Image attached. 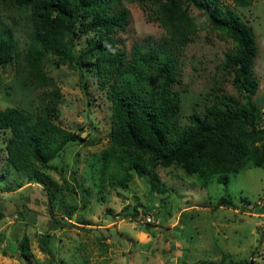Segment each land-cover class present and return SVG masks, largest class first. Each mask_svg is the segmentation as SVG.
<instances>
[{"label": "rangeland", "instance_id": "374dc122", "mask_svg": "<svg viewBox=\"0 0 264 264\" xmlns=\"http://www.w3.org/2000/svg\"><path fill=\"white\" fill-rule=\"evenodd\" d=\"M231 6L253 32L255 55L251 70L257 79L252 101L264 98V0ZM126 10L125 23L112 32L117 46L127 51L133 41H161L163 29L136 0H116ZM200 22L190 39L175 51L180 121L201 112L218 94L238 96L222 65L232 41L190 6ZM12 15V17H11ZM28 24L22 12L0 11V34L10 33L15 47L26 45ZM76 34L72 52L85 46ZM82 73L50 54L43 70L58 87L52 119L79 133L47 162L16 170L5 160L9 131L0 128V264H213L219 259H242L264 264V168L252 165L228 173L225 184L209 177L199 186L194 173L178 165H157L162 193L149 189L144 175L133 168L124 183L107 178L100 150L110 129V104L78 60ZM51 86L34 87L15 68L14 59L0 63V107L16 105L35 111L39 95ZM220 196L230 204L220 202ZM148 214L150 222L142 218Z\"/></svg>", "mask_w": 264, "mask_h": 264}, {"label": "trees", "instance_id": "16d2710c", "mask_svg": "<svg viewBox=\"0 0 264 264\" xmlns=\"http://www.w3.org/2000/svg\"><path fill=\"white\" fill-rule=\"evenodd\" d=\"M116 0H0V11L22 12L26 45L15 47L10 33L0 34V63L14 59L22 79L34 87L51 86L39 95L35 111L16 105L0 107V128L9 134L4 143L5 160L16 170L47 162L63 144L80 138L52 119L58 87L43 70V57L50 54L82 73L78 60L91 71L110 104V129L100 150L107 178L124 183L133 168L144 175L149 189L166 190L155 167L178 165L194 173L203 186L209 177L225 184L228 173L258 165L264 168V98L252 101L257 79L251 63L255 41L251 27L231 6L219 0H136L150 9L163 29L161 41H133L125 52L112 32L125 23L126 10L114 9ZM253 0H232L236 6ZM200 11L209 24L232 41L222 57L238 96L220 93L201 112L192 110L181 123L179 99L173 89L176 79L175 51L183 46L200 20L190 12ZM12 17V15H11ZM76 34L85 35V46L72 52ZM220 202L230 200L220 196ZM213 264H246L242 259L222 258Z\"/></svg>", "mask_w": 264, "mask_h": 264}, {"label": "built area", "instance_id": "2783aa9c", "mask_svg": "<svg viewBox=\"0 0 264 264\" xmlns=\"http://www.w3.org/2000/svg\"><path fill=\"white\" fill-rule=\"evenodd\" d=\"M142 221H143V222H150V221H151V218H150V216H149L148 214H145V215L143 216V218H142Z\"/></svg>", "mask_w": 264, "mask_h": 264}, {"label": "water", "instance_id": "95a60500", "mask_svg": "<svg viewBox=\"0 0 264 264\" xmlns=\"http://www.w3.org/2000/svg\"><path fill=\"white\" fill-rule=\"evenodd\" d=\"M247 264H253L252 259H249Z\"/></svg>", "mask_w": 264, "mask_h": 264}]
</instances>
